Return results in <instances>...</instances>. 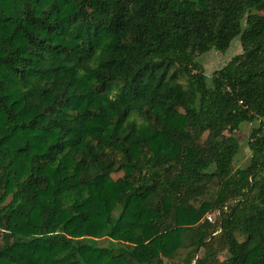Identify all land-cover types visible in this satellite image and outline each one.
Listing matches in <instances>:
<instances>
[{
    "label": "trees",
    "instance_id": "1",
    "mask_svg": "<svg viewBox=\"0 0 264 264\" xmlns=\"http://www.w3.org/2000/svg\"><path fill=\"white\" fill-rule=\"evenodd\" d=\"M4 169L0 264H264V0H0Z\"/></svg>",
    "mask_w": 264,
    "mask_h": 264
},
{
    "label": "rangeland",
    "instance_id": "2",
    "mask_svg": "<svg viewBox=\"0 0 264 264\" xmlns=\"http://www.w3.org/2000/svg\"><path fill=\"white\" fill-rule=\"evenodd\" d=\"M242 53L241 41L239 38L234 40L231 44V47L225 53H219L216 51H211L203 56L197 58V63L205 70V73L208 77V84L211 86L212 77L215 72L222 69L225 65H227L235 56L240 55ZM258 123L254 124H244L241 129L235 133L240 145L241 151L239 155L236 157L234 162V168H243L246 167L251 158V153L248 148V140L250 132L253 128H256ZM168 129V128H167ZM123 174H115L113 175L114 179H118ZM6 176L7 170L4 169L3 173L0 175V189L3 191L6 184ZM214 221V218H213ZM100 246H106L107 242L105 240H101L98 243ZM223 258L225 257H221ZM166 264H172L171 261H166Z\"/></svg>",
    "mask_w": 264,
    "mask_h": 264
},
{
    "label": "built area",
    "instance_id": "3",
    "mask_svg": "<svg viewBox=\"0 0 264 264\" xmlns=\"http://www.w3.org/2000/svg\"><path fill=\"white\" fill-rule=\"evenodd\" d=\"M213 215L212 214H208L207 216H206V220L208 221V222H210V223H213L214 221H213Z\"/></svg>",
    "mask_w": 264,
    "mask_h": 264
}]
</instances>
